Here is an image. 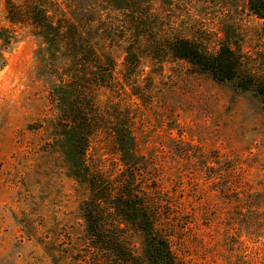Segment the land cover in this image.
I'll list each match as a JSON object with an SVG mask.
<instances>
[{
	"label": "rangeland",
	"instance_id": "obj_1",
	"mask_svg": "<svg viewBox=\"0 0 264 264\" xmlns=\"http://www.w3.org/2000/svg\"><path fill=\"white\" fill-rule=\"evenodd\" d=\"M177 36L229 47L257 84L175 56ZM99 170L133 175L179 264H264V19L248 0H0V264H124L93 247ZM104 217L155 264L136 222Z\"/></svg>",
	"mask_w": 264,
	"mask_h": 264
},
{
	"label": "trees",
	"instance_id": "obj_2",
	"mask_svg": "<svg viewBox=\"0 0 264 264\" xmlns=\"http://www.w3.org/2000/svg\"><path fill=\"white\" fill-rule=\"evenodd\" d=\"M251 10L264 19V0H248ZM47 16L49 14H46ZM173 54L190 60L197 69L210 72L215 78L226 80L235 77L241 78L240 85L244 88L254 86L256 81L252 76H243L240 68V59L229 47H224L216 54L208 53L188 37L177 36L171 40ZM89 183L92 196L86 202L85 212L89 231L94 242V248L109 254L122 256L124 264H139L125 237L120 234L119 225L115 221L105 219L109 212L118 213L136 222L147 235L150 242L149 253L155 264H179L173 251L171 241L160 226L159 211L151 215L139 191L135 187L133 175H117L112 177L103 171H90ZM142 217H137L138 212ZM111 264V263H108Z\"/></svg>",
	"mask_w": 264,
	"mask_h": 264
}]
</instances>
